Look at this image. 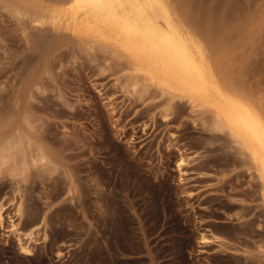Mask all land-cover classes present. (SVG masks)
I'll return each instance as SVG.
<instances>
[{"label":"rangeland","instance_id":"1","mask_svg":"<svg viewBox=\"0 0 264 264\" xmlns=\"http://www.w3.org/2000/svg\"><path fill=\"white\" fill-rule=\"evenodd\" d=\"M2 1L0 264H264L262 180L213 108L43 20L61 0ZM168 2L264 117V0Z\"/></svg>","mask_w":264,"mask_h":264},{"label":"bare ground","instance_id":"2","mask_svg":"<svg viewBox=\"0 0 264 264\" xmlns=\"http://www.w3.org/2000/svg\"><path fill=\"white\" fill-rule=\"evenodd\" d=\"M43 9L47 17L40 13L43 20L48 19L57 27L66 26L85 38L113 43L150 80L213 108L218 118L216 126L227 129L249 152L262 180L264 197V117L256 107L225 89L205 57L207 47L203 45V52L196 40L199 38L195 39L179 24L168 0H61L59 5ZM3 207L0 204L1 220ZM10 223L18 232L23 250L28 251L22 231L13 220ZM203 238L210 240L205 235Z\"/></svg>","mask_w":264,"mask_h":264}]
</instances>
